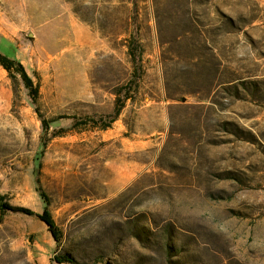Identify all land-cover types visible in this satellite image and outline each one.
Wrapping results in <instances>:
<instances>
[{
  "label": "rangeland",
  "instance_id": "rangeland-1",
  "mask_svg": "<svg viewBox=\"0 0 264 264\" xmlns=\"http://www.w3.org/2000/svg\"><path fill=\"white\" fill-rule=\"evenodd\" d=\"M0 55V264H264V0H0Z\"/></svg>",
  "mask_w": 264,
  "mask_h": 264
},
{
  "label": "trees",
  "instance_id": "trees-1",
  "mask_svg": "<svg viewBox=\"0 0 264 264\" xmlns=\"http://www.w3.org/2000/svg\"><path fill=\"white\" fill-rule=\"evenodd\" d=\"M141 46L136 42L134 39H129L127 43V55L129 58V61L132 65V73H131V78L129 82L132 84H136L137 80L140 78V62H141ZM0 66L3 70L6 71L8 77L12 80L14 83L16 81V76L20 78L23 87L27 90L28 97L31 99L33 104H37L38 99H39V88L38 84L34 83L32 79L29 77L27 72L25 71L23 65L15 60V59H9L6 58L2 55H0ZM119 90V89H118ZM126 96V95H125ZM122 108L121 101L120 99H116L114 110H113V120L117 117L119 114L120 109ZM58 119L51 120L50 122L53 123ZM87 120V119H86ZM43 126L46 127L48 122L46 121H41ZM108 125H102L100 127L101 129H106L108 128ZM38 184V181H36ZM39 192L40 189H39ZM40 198L43 201V210L41 215L38 216V218L47 226L49 229L53 240L57 243L60 240V232L57 229V227L54 225V222L52 221L50 214L48 212V201L46 197L40 193ZM4 205L0 204V210H4ZM59 262H66V263H72L73 261L68 260L67 256H62L59 258Z\"/></svg>",
  "mask_w": 264,
  "mask_h": 264
},
{
  "label": "crops",
  "instance_id": "crops-1",
  "mask_svg": "<svg viewBox=\"0 0 264 264\" xmlns=\"http://www.w3.org/2000/svg\"><path fill=\"white\" fill-rule=\"evenodd\" d=\"M67 8H68L69 27L65 31L68 37L64 41H61V43L63 44L61 46L62 48L60 49V52L64 53L65 55H69V57L72 58V55L74 57H77L79 51L84 53H90L93 52L94 50H98V48L100 47V43L97 40V37H95L94 34L89 32V30L85 25L78 22L77 17L73 15L71 9L68 6ZM33 12H34V19L40 18L45 12L44 5H41L37 2L36 8L34 9ZM38 23H41L40 20L38 21ZM43 23L45 24L46 21H44ZM43 23L41 24V27L44 26ZM131 38L133 39L134 37H129V39ZM128 41L125 40L126 43ZM110 43L115 44L114 41L106 42V43L102 42V44L105 45L106 47L105 50H107V52H114L115 49L112 47ZM126 50H127V45H126Z\"/></svg>",
  "mask_w": 264,
  "mask_h": 264
},
{
  "label": "bare ground",
  "instance_id": "bare-ground-1",
  "mask_svg": "<svg viewBox=\"0 0 264 264\" xmlns=\"http://www.w3.org/2000/svg\"><path fill=\"white\" fill-rule=\"evenodd\" d=\"M230 1H232V0H230ZM235 4H237V3H235ZM178 8V7H177ZM234 10H237V8L234 6ZM178 12V11H177ZM176 12V13H177ZM178 16V15H177ZM177 16H174L173 18L175 19Z\"/></svg>",
  "mask_w": 264,
  "mask_h": 264
}]
</instances>
